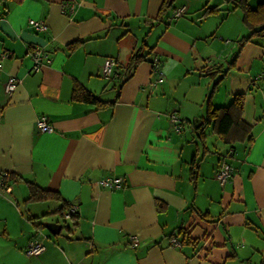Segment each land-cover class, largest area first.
I'll return each mask as SVG.
<instances>
[{
    "label": "crops",
    "instance_id": "crops-1",
    "mask_svg": "<svg viewBox=\"0 0 264 264\" xmlns=\"http://www.w3.org/2000/svg\"><path fill=\"white\" fill-rule=\"evenodd\" d=\"M179 1L147 21L163 0H0V172L20 175L0 190V264H264V91L252 73L264 49L238 48L248 28L229 0L201 19L213 0ZM226 30L234 46L223 42ZM35 48L49 58L38 70ZM238 49L211 102L226 106L244 93L253 142H222L211 125L202 140L193 124L213 81L203 68L225 67ZM137 51L144 58L127 70ZM10 75L18 78L11 94ZM75 83L106 104L73 99ZM40 115L52 131L38 129ZM224 162L232 171L221 185ZM104 177H122V186L104 187ZM27 181L61 199L26 201ZM63 203L77 206L74 217L64 219ZM34 238L45 248L28 255Z\"/></svg>",
    "mask_w": 264,
    "mask_h": 264
},
{
    "label": "trees",
    "instance_id": "trees-1",
    "mask_svg": "<svg viewBox=\"0 0 264 264\" xmlns=\"http://www.w3.org/2000/svg\"><path fill=\"white\" fill-rule=\"evenodd\" d=\"M175 0H163L157 15L155 18L147 21L153 20H162L172 6ZM232 4L231 9L238 8L242 13V21L248 28L249 32L247 35L241 36L237 42L239 49L248 41L252 40L253 37L264 36V1L259 2L256 7H251L248 3L249 0H229ZM221 3L213 4L208 6L204 4L198 19L206 17L211 14H216L222 10ZM76 43H72L74 47ZM237 52L232 55L231 60L227 62L224 67L222 64H212L211 66H206L203 68V72L206 75H210L213 79L211 87L206 97L207 108L204 116L200 120L193 124L194 131L200 139H204V127L207 125L212 126V131L218 136V138L225 143H234V142H243L247 141L248 144L253 142V136L251 134L252 125L245 121L242 118V111L244 106V93L235 94L231 102L226 106H213L211 98L216 91L217 85L225 77L228 71L235 67V61ZM144 58V55L140 52H135L129 58L127 63V70L137 64ZM216 76V77H214ZM72 98L78 101L91 103L96 106H102L106 102L98 99L94 96L89 90L84 88L82 85L75 83L72 88ZM206 150H204L205 153ZM200 158L196 159L193 157L190 163V180L195 183V180L198 175ZM20 178V175H15L10 172H6L5 179L6 182L15 181ZM29 190V195L26 198V201H44L48 199H61V196L56 191L49 189H44L39 187L33 182H26ZM70 204L63 203L61 208L58 210L60 213L69 209ZM160 206V205H158ZM75 213L71 214V217H74ZM36 226H40V223Z\"/></svg>",
    "mask_w": 264,
    "mask_h": 264
},
{
    "label": "built area",
    "instance_id": "built-area-1",
    "mask_svg": "<svg viewBox=\"0 0 264 264\" xmlns=\"http://www.w3.org/2000/svg\"><path fill=\"white\" fill-rule=\"evenodd\" d=\"M73 7V4H71V8ZM184 10V7L178 8L174 15L178 16L182 14ZM29 24L36 30H45L47 29V24L45 21L40 20V19H33L30 18L28 20ZM46 59V61H49V58L46 56V54L41 53L39 48H35L34 52L32 53V59H33V65H32V70H38L41 65L43 64V59ZM104 73L109 74L111 70V58H106L104 62V67H103ZM18 85V78L15 75H10L5 83V91L9 94H11L14 89ZM173 120H176V117H172ZM36 125L39 130L43 132H50L52 131V125L48 122L47 118L45 115H40L36 119ZM232 171V167L229 163L224 162L221 164L219 169L216 171V178L218 179L219 183L223 185L230 177ZM5 174L6 172H0V190H4L6 192H10L11 186L8 182H6L5 179ZM102 186L108 187L111 189H117L122 186L123 183V178L122 177H104L101 178L98 181ZM77 206L72 204L69 206V209L66 211H63L61 215L64 218H68L71 216L72 213L76 212ZM134 241H136V238L134 237ZM174 243L180 244L179 242H176L174 240ZM45 246L42 242V238H34L32 239L26 249L25 252L28 255H38L44 250Z\"/></svg>",
    "mask_w": 264,
    "mask_h": 264
},
{
    "label": "rangeland",
    "instance_id": "rangeland-1",
    "mask_svg": "<svg viewBox=\"0 0 264 264\" xmlns=\"http://www.w3.org/2000/svg\"><path fill=\"white\" fill-rule=\"evenodd\" d=\"M175 1L176 2L173 3L174 5H177L178 2H180L179 0H175ZM214 1H216V0H213V2H210L211 3L210 5H213ZM257 1H259V0H249V5L254 6L257 3ZM225 6L230 8V7H232V4L226 3ZM236 13L237 14H240L241 17H242V13H241V10L240 9L236 8L235 9V14ZM232 16L234 18V15H231V18H232ZM248 32H249L248 29H244V32H242V33H244V35H247ZM228 37H229V30H226V32L224 31V39H223V42L229 43V45H233L234 46L235 45V41L234 40L227 39ZM248 42H253V43H257L259 45H262V47L264 49V36L253 37L252 40H250ZM229 45H228V47H229ZM235 51L236 50H234V52ZM231 56H232V54H230L229 57H228V60L229 61L231 60ZM252 73L254 75H256V77H258L260 75L259 76L260 78L258 79V81H259L258 86L255 87L256 90L259 89V91H261V90L264 91V51H263V53L261 55V58H255V59H253V63H252ZM261 92H260V96L262 95ZM260 96H258L259 99H260ZM42 208H45L44 205L42 206ZM71 222L72 221L70 219H68V220H66V222H63V223H64V225H68ZM62 232L65 233V234L68 233V232H66L65 229H63Z\"/></svg>",
    "mask_w": 264,
    "mask_h": 264
},
{
    "label": "water",
    "instance_id": "water-1",
    "mask_svg": "<svg viewBox=\"0 0 264 264\" xmlns=\"http://www.w3.org/2000/svg\"><path fill=\"white\" fill-rule=\"evenodd\" d=\"M44 226L46 228H48V230L51 232V233H58L60 228H61V224L57 223V222H52V221H46L44 222Z\"/></svg>",
    "mask_w": 264,
    "mask_h": 264
}]
</instances>
